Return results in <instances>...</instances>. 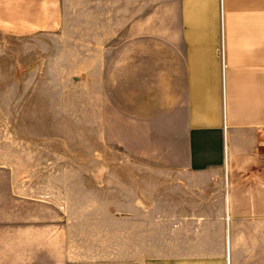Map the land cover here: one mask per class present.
Segmentation results:
<instances>
[{
  "label": "crops",
  "instance_id": "crops-1",
  "mask_svg": "<svg viewBox=\"0 0 264 264\" xmlns=\"http://www.w3.org/2000/svg\"><path fill=\"white\" fill-rule=\"evenodd\" d=\"M127 1L118 26L116 0L108 6L109 35L139 51L121 61L122 97L107 99L109 142L170 170H150L153 197L99 202L123 207L122 246L114 213L101 214V257L74 264H264V0ZM61 6L0 0V29L57 30ZM214 183L224 197H206ZM11 201L0 264H68L52 232L37 230L35 200Z\"/></svg>",
  "mask_w": 264,
  "mask_h": 264
},
{
  "label": "rangeland",
  "instance_id": "rangeland-1",
  "mask_svg": "<svg viewBox=\"0 0 264 264\" xmlns=\"http://www.w3.org/2000/svg\"><path fill=\"white\" fill-rule=\"evenodd\" d=\"M123 3L116 0V26ZM127 3L131 9L133 0ZM108 6L113 0H62L57 30L0 29V214H16L11 200L29 194L37 230L52 232V252L61 248L68 264L101 257V214L114 213L121 230L113 246H122L123 207L99 202L153 197L150 170H170L109 142L115 128L106 125L107 99L122 97L121 61L139 47L109 35ZM206 197L224 191L214 183Z\"/></svg>",
  "mask_w": 264,
  "mask_h": 264
},
{
  "label": "built area",
  "instance_id": "built-area-1",
  "mask_svg": "<svg viewBox=\"0 0 264 264\" xmlns=\"http://www.w3.org/2000/svg\"><path fill=\"white\" fill-rule=\"evenodd\" d=\"M258 152L264 160V128L260 131V137L258 140Z\"/></svg>",
  "mask_w": 264,
  "mask_h": 264
}]
</instances>
